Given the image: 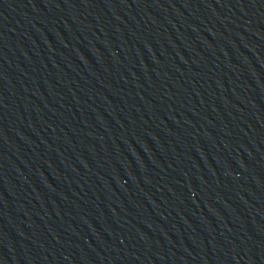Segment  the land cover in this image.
Wrapping results in <instances>:
<instances>
[{"label": "water", "instance_id": "water-1", "mask_svg": "<svg viewBox=\"0 0 264 264\" xmlns=\"http://www.w3.org/2000/svg\"><path fill=\"white\" fill-rule=\"evenodd\" d=\"M0 264H264V0H0Z\"/></svg>", "mask_w": 264, "mask_h": 264}]
</instances>
